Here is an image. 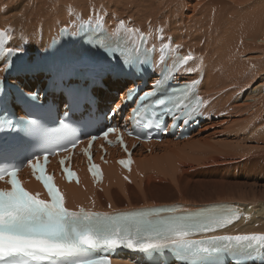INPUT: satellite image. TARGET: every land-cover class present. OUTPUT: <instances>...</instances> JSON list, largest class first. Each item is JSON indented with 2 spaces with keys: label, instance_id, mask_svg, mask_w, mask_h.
<instances>
[{
  "label": "bare ground",
  "instance_id": "1",
  "mask_svg": "<svg viewBox=\"0 0 264 264\" xmlns=\"http://www.w3.org/2000/svg\"><path fill=\"white\" fill-rule=\"evenodd\" d=\"M80 11L113 33L132 27L149 44L184 46L195 57L189 66L199 70L180 79L203 73L201 90L209 101V118L191 138H168L136 151L145 178L133 174L129 184L109 167L104 194L96 192L98 204L116 211L225 204L240 213L227 233L264 234V0H0V27L9 26L13 46L30 47L44 40L46 25ZM121 20L125 29L118 31ZM67 189L75 208L85 196Z\"/></svg>",
  "mask_w": 264,
  "mask_h": 264
},
{
  "label": "snow or ice",
  "instance_id": "2",
  "mask_svg": "<svg viewBox=\"0 0 264 264\" xmlns=\"http://www.w3.org/2000/svg\"><path fill=\"white\" fill-rule=\"evenodd\" d=\"M90 22L91 20L88 24ZM88 24L81 25V29ZM96 27H102L99 19L96 20ZM121 29H125L123 20L119 22L118 31ZM126 31L137 36L138 51L139 45L145 43L147 36L139 29L127 28ZM159 32L163 39V29H159ZM5 35L6 33L0 32V37ZM180 47L176 45L172 51H177ZM169 49V43H162V60L163 54ZM22 51L24 49L19 46L0 48V56H17ZM111 51L115 54L117 49ZM146 51H155V48ZM89 52L93 54L87 55ZM95 53H99V49L86 48L81 53L69 51L59 56V62L54 69L53 85L61 88L69 110H75L81 100L87 99L85 90L73 87V77H83L86 82L96 84L103 83L106 76L120 79L129 74V69L125 67L128 61L121 62L119 57L113 61L108 54ZM194 59L191 52L177 56L170 67L165 63L159 78L150 89L141 91L135 85L129 88L125 104L134 100L138 105L133 107L130 119L144 129L159 127L160 124L168 128L178 126L176 122L187 124L192 118L201 115V108L207 106L209 101L198 95V80L186 81L175 88L168 87L172 79L198 72L199 65L189 66V62ZM12 66L13 61L8 60L3 71H11ZM161 92L165 94L159 95ZM29 95L32 99L36 98L35 93ZM17 97L27 103V97L22 91L17 90ZM120 108L121 105H115L113 114ZM0 113H3L0 116V162L18 157L27 147H31L32 141L29 138H40L44 135L36 120L16 117L9 101L4 97H0ZM167 120L173 121V124L169 125ZM115 131L116 128H109L103 136L107 138L110 132ZM95 139L97 137L89 139L90 146ZM77 142L71 140L44 148L42 153L32 154V159H28V167L32 168L35 179L43 184L49 196L48 200L41 199L39 193L33 194L26 190L18 178L21 165H0V181H5V177H8L6 183L9 185L0 188V264H43L46 257H67V264H110L107 255H100L95 250L115 249L120 246L142 252L171 249L181 256H198L217 252L222 246L247 248L249 245H264V234L206 235L225 228L240 218V213L230 206L207 207L196 211H185L179 206H171L113 214L86 211L82 207L79 211L69 210L64 206V197L55 185L54 176L48 174L46 169L50 155L69 148L74 149ZM118 142L127 152V145L123 143L122 137ZM41 154L43 164L39 162ZM88 155L91 162V154ZM33 159L36 163H33ZM59 163L62 173L71 182L76 173L71 171L64 159ZM119 163L128 167L131 160H121ZM89 171L93 176L100 174L99 166L94 163H90ZM195 235H201V239H193ZM234 264L245 262L237 258ZM252 264L256 262L252 261ZM261 264H264V259Z\"/></svg>",
  "mask_w": 264,
  "mask_h": 264
}]
</instances>
